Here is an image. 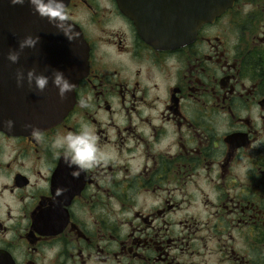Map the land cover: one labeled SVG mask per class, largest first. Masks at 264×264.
Segmentation results:
<instances>
[{
  "label": "flooded vegetation",
  "instance_id": "af4514ba",
  "mask_svg": "<svg viewBox=\"0 0 264 264\" xmlns=\"http://www.w3.org/2000/svg\"><path fill=\"white\" fill-rule=\"evenodd\" d=\"M135 5L70 0L73 110L39 142L0 126V264H264V0ZM207 7L225 11L187 43L140 31ZM82 124L102 157L74 179L50 145Z\"/></svg>",
  "mask_w": 264,
  "mask_h": 264
},
{
  "label": "water",
  "instance_id": "95a60500",
  "mask_svg": "<svg viewBox=\"0 0 264 264\" xmlns=\"http://www.w3.org/2000/svg\"><path fill=\"white\" fill-rule=\"evenodd\" d=\"M70 0H66L68 5ZM121 11L136 18V0H118ZM206 19L201 24L177 25L158 24L147 27L139 25L140 31L149 42L163 43L167 46L193 40L198 30L213 22L225 11L224 8H206ZM76 26L79 39L69 43L62 35L32 13L26 3L24 6H12L10 0H0V126L3 121L15 122L14 131H25L24 125L30 123L45 130L62 122L75 105V94L80 82L89 70V47L80 28ZM39 36L35 50L25 49L18 64H10L6 56L10 49H16L18 42L25 36ZM168 37V38H167ZM36 67L44 75H50L52 69L62 71L76 85L67 98L61 100L58 90L51 84L44 92L30 90L25 83L18 88L15 81L17 69L27 70Z\"/></svg>",
  "mask_w": 264,
  "mask_h": 264
},
{
  "label": "clouds",
  "instance_id": "9594fccd",
  "mask_svg": "<svg viewBox=\"0 0 264 264\" xmlns=\"http://www.w3.org/2000/svg\"><path fill=\"white\" fill-rule=\"evenodd\" d=\"M12 6H24L26 3L34 15L41 19H46L48 24L56 30V33L62 35L69 43L79 39L78 31L73 23V16L67 10L66 0H10ZM40 37L27 35L18 42L16 49H10L6 56L10 64H18L21 54L25 49L35 50ZM15 81L18 88L24 87L35 89L36 92H44L49 83L58 90V96L61 100L67 98L72 93L76 85L72 83L62 71L52 69L50 75H44L37 71L36 67L25 71L17 69L15 72ZM82 106H86L81 101ZM3 127L8 132L15 128V122L11 119L3 121ZM25 131L30 132V136L37 142L44 139L41 129L30 123L24 126ZM98 138L95 132L87 125L82 124L77 132H69L66 135L55 137L50 148L55 150L57 155H61L65 166L71 169V175L78 179L83 171L94 168L100 161L102 154L98 146ZM66 189H57L59 197Z\"/></svg>",
  "mask_w": 264,
  "mask_h": 264
}]
</instances>
